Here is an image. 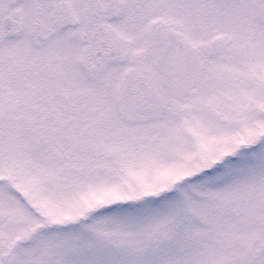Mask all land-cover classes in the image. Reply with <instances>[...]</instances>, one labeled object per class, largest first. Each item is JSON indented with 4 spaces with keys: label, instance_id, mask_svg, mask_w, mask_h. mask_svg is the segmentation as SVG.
<instances>
[{
    "label": "snow or ice",
    "instance_id": "snow-or-ice-1",
    "mask_svg": "<svg viewBox=\"0 0 264 264\" xmlns=\"http://www.w3.org/2000/svg\"><path fill=\"white\" fill-rule=\"evenodd\" d=\"M0 264H264V0H0Z\"/></svg>",
    "mask_w": 264,
    "mask_h": 264
}]
</instances>
